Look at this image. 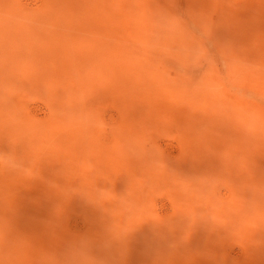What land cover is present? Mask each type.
<instances>
[{"label": "rangeland", "instance_id": "1", "mask_svg": "<svg viewBox=\"0 0 264 264\" xmlns=\"http://www.w3.org/2000/svg\"><path fill=\"white\" fill-rule=\"evenodd\" d=\"M100 1L0 0V264H264V176L207 118L119 115Z\"/></svg>", "mask_w": 264, "mask_h": 264}, {"label": "bare ground", "instance_id": "2", "mask_svg": "<svg viewBox=\"0 0 264 264\" xmlns=\"http://www.w3.org/2000/svg\"><path fill=\"white\" fill-rule=\"evenodd\" d=\"M99 6L116 38L119 115L207 118L233 135L236 164L252 178L264 176V0H101ZM158 52L169 56L172 79L156 70ZM202 60L201 70L187 69ZM240 197L264 248V188L256 183Z\"/></svg>", "mask_w": 264, "mask_h": 264}]
</instances>
